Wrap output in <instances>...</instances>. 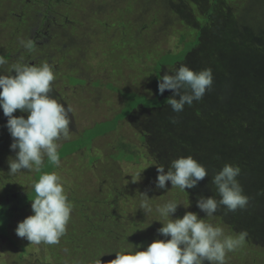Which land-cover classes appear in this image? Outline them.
Listing matches in <instances>:
<instances>
[{
    "label": "rangeland",
    "instance_id": "rangeland-1",
    "mask_svg": "<svg viewBox=\"0 0 264 264\" xmlns=\"http://www.w3.org/2000/svg\"><path fill=\"white\" fill-rule=\"evenodd\" d=\"M219 2L0 0V54L10 52L0 74H9L17 60L34 65L46 61L54 66L51 95L72 109L70 138L58 141L60 166L45 158L41 173L22 169L15 175L9 174L8 160L16 153L10 150L12 137L0 109V264H92L93 259L76 256L82 233L113 218L115 226L100 227L109 232L111 245L103 246L98 255L101 262L109 263L115 252L143 250L152 240L164 239L157 230L166 221L154 213L157 205L170 200L180 204L172 219L190 211L222 226L226 235L247 232L244 244L227 254L226 264H264V119L254 122L259 112L264 118V89L261 92L253 83L259 71L264 82V55L246 58L247 51L237 46L228 49L226 41L230 34L238 36L242 46L244 38L264 45L263 37H257L264 33V22L257 26L263 29L253 30L252 35L246 30L262 19L264 0H222L208 15L207 8ZM237 25L245 28L238 30ZM31 27L37 28L35 34ZM21 39L38 42L29 51L21 46ZM168 54L184 59L163 65L162 77L180 64L213 72L212 88L180 113L168 105L172 90L163 95L158 91L157 65ZM225 111L248 113L249 125L255 128L248 125L247 132H230L221 116ZM123 113L126 116L116 122ZM235 138L239 146L253 141L248 154L233 145ZM189 155L205 166L208 175L186 192L170 181L165 189L156 188L157 167L163 165L167 172L171 161ZM226 163H242L237 179L249 203L234 212L220 207L213 217H206L197 199H220L211 180ZM53 171L74 205L67 231L58 244H31L15 229L33 214L29 200L35 196L34 182L42 172ZM144 193L152 211L140 208Z\"/></svg>",
    "mask_w": 264,
    "mask_h": 264
},
{
    "label": "clouds",
    "instance_id": "clouds-1",
    "mask_svg": "<svg viewBox=\"0 0 264 264\" xmlns=\"http://www.w3.org/2000/svg\"><path fill=\"white\" fill-rule=\"evenodd\" d=\"M20 44L29 51L34 48L31 39H21ZM6 63L0 55V66ZM54 80V66L46 61L39 65L18 62L12 65L9 74H0V109L7 118L4 126L12 137L10 150L16 153L15 158L8 160L10 175L22 169L41 173L45 158L56 167L61 164L58 141L70 138L69 114L72 109L51 95ZM213 80L210 68L196 71L186 64H180L171 74L163 75L158 82V91L163 95L166 89L172 90L168 105L174 113H180L185 105L191 106L194 101H201L212 88ZM17 110L22 114L14 115ZM23 113L27 114V118ZM170 120L176 123L175 117ZM157 173L156 188L165 189L166 182L170 181L173 187L183 192L196 187L208 175L205 166L191 155L171 161L167 172L163 165L158 166ZM140 174L137 173L139 177ZM240 174L238 165L226 163L212 177L211 183L220 199L213 196H200L197 199V207L206 217H213L220 207L228 212L247 207L249 197L244 194L237 179ZM33 188V214L18 222L16 235L26 238L31 244H58L66 234L74 205L68 200L62 179L55 171L42 172ZM141 195L145 199L141 201L140 208L152 211L147 194ZM179 205L175 200H170L155 208L166 221L157 230L164 239L154 240L143 250L133 247L115 252L116 258L109 264H226L227 254L244 244L246 231L226 235L222 226L199 218L197 213L189 211L182 218L172 219ZM184 207H189V202ZM95 264H101V260L95 261Z\"/></svg>",
    "mask_w": 264,
    "mask_h": 264
},
{
    "label": "trees",
    "instance_id": "trees-1",
    "mask_svg": "<svg viewBox=\"0 0 264 264\" xmlns=\"http://www.w3.org/2000/svg\"><path fill=\"white\" fill-rule=\"evenodd\" d=\"M216 1L217 0H215V2ZM219 1L220 2H219L218 5H214V7L209 6L207 8V12L206 13L208 15L213 14L214 13V10L219 7V5L222 3V0H219ZM263 22H264V15L262 16V19L259 22H257L256 24H254L253 26L252 25L251 26H246V28H247L246 30H248V32L250 34L247 33V32L246 33L248 35H252L253 30L256 31L257 29H263V28H258L257 27L260 24H262ZM239 27L242 28V29H243V27L245 28L244 25L243 26L237 25L236 28H238V30H239ZM31 30H32V32H37V28L31 27ZM257 34H258V32H257ZM257 37L259 39H261L263 37V39H264V33L261 34V32H260ZM246 40H247V38H244L242 40L243 43H244V45L242 46V44L241 45L239 44V38H238V36L237 37H234V36H231L229 34L228 37H227V39H226V41L228 42L227 43V48L228 49H230V48L233 49V47H236V46L237 47H241L245 51L248 52L245 55H243V56H246V58H251L252 57V59H254V57L257 56L258 59H260L264 55V45L263 46L259 45L260 42L254 44L255 42L251 41L250 38H249L248 41H246ZM9 54H10V52L3 53V54H0V55H2L6 59V58L9 57ZM161 59H160V62L158 63V65H157V69H156V73H158V74L160 73V70H162L161 68H162L163 65H165V64H167V65H169V64L170 65H173L175 63H178V62L182 61L184 59V57L182 55L168 54V56H166L164 58H161ZM166 60H168V61H166ZM258 62H259L258 60H257V63L254 62L256 66H257ZM251 73L252 74H255V72H251ZM78 78H80V76ZM160 78H162L161 73H160ZM253 83H255L260 88L261 92L263 91V89H264V82L262 80L261 72L260 71H259V74L257 76L255 75V79L253 80ZM79 85H81V84H79ZM120 92L123 94V96H125L127 94L124 91H120ZM139 103H137V105ZM133 107L134 106H131V109H133ZM142 108H145V107L142 105ZM154 108H151V109H154ZM145 109H147V108H145ZM225 109H226V107H225ZM221 113H222V111H221ZM226 113L229 114V115H226ZM230 113H231V111H225V113L221 115L222 118H223V121L226 122L225 124L229 126L230 132H232L234 130H237L238 133H239V131L247 132L248 131L247 130L248 125L251 123V117L249 116V114L246 113V115H245V113H242V112L240 114H230ZM123 114H120L119 115V117L116 119V122H119L121 119H123L126 116L125 114L124 115ZM248 116H249V118H248ZM263 119H264L263 118V113L262 112H259L256 115L254 122L257 124V121L263 120ZM234 126H236V127H234ZM252 126L255 128V125L254 124L253 125H249V129L250 130H252ZM253 133L255 134L254 129H253ZM97 135L98 134H96L92 138H95ZM238 144H239V141H237V139L235 138V140L233 142V145H235L236 148H240L244 153L248 154V152H249L248 151V148H249V146L251 147V145L253 144V141H251V140L250 141H247V144L244 143V144H241L240 146ZM180 145H181L180 142H177L176 143V146L178 148H180ZM261 145H263V144H261ZM228 146L233 147L232 144H228ZM242 166H243L242 163H240V166L239 167L242 168ZM29 201H31V200H29ZM6 206H7V208L9 207V205H6ZM154 214L158 216V213L157 212H155ZM199 218H202V217L200 216ZM4 219H5L6 222L9 221V218L8 217H4ZM115 224H117V222H116V219H113V218L111 220H108V221H99L98 222V225L92 227V229H91L90 232H83L82 233V238H81L83 240V243H81L82 246L80 248H78L79 249V252H77V255L76 256L79 257V258H85V259L91 258V259L94 260L92 264H94L95 261H98L99 259H101L102 257H100L98 255V252H101L103 250V246H105L107 244L111 245V242H110L111 236L108 235L109 232L107 233L106 230L101 229L100 227L101 226H108V225H114L115 226ZM110 234H111V232H110ZM154 240H152V241H154ZM115 242H122V240H115ZM85 243H90V244L89 245H85ZM94 251H95V254H94ZM88 255H91V257H88ZM89 264H91V263H89ZM101 264H109V263L104 262V259H103V262H101Z\"/></svg>",
    "mask_w": 264,
    "mask_h": 264
},
{
    "label": "flooded vegetation",
    "instance_id": "flooded-vegetation-1",
    "mask_svg": "<svg viewBox=\"0 0 264 264\" xmlns=\"http://www.w3.org/2000/svg\"><path fill=\"white\" fill-rule=\"evenodd\" d=\"M36 32H33V34H35ZM33 40V42H34V45H35V43L36 42H38V40L37 39H32ZM9 56H10V54H9ZM19 56H21V52H19V54H18V56L17 57H19ZM18 62H23L22 60H17V62L16 63H18ZM32 62V61H31ZM25 63V62H24ZM81 78H83V77H81Z\"/></svg>",
    "mask_w": 264,
    "mask_h": 264
}]
</instances>
